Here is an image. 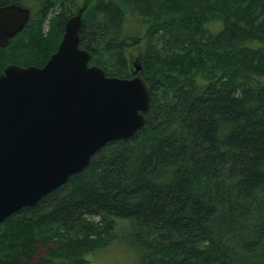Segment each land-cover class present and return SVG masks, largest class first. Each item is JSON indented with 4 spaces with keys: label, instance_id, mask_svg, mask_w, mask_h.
Returning a JSON list of instances; mask_svg holds the SVG:
<instances>
[{
    "label": "trees",
    "instance_id": "trees-1",
    "mask_svg": "<svg viewBox=\"0 0 264 264\" xmlns=\"http://www.w3.org/2000/svg\"><path fill=\"white\" fill-rule=\"evenodd\" d=\"M9 3L30 15L0 73L43 65L83 7L89 63L131 76L126 50L141 43L151 91L130 137L0 222V264H89L117 224L135 264H264V0Z\"/></svg>",
    "mask_w": 264,
    "mask_h": 264
},
{
    "label": "water",
    "instance_id": "water-1",
    "mask_svg": "<svg viewBox=\"0 0 264 264\" xmlns=\"http://www.w3.org/2000/svg\"><path fill=\"white\" fill-rule=\"evenodd\" d=\"M83 7L69 16L45 63L4 65L0 73V222L35 204L84 168L107 142L130 137L145 121L150 86L133 75H107L79 46ZM30 9L0 6V48L19 32ZM264 81V80H263Z\"/></svg>",
    "mask_w": 264,
    "mask_h": 264
},
{
    "label": "rangeland",
    "instance_id": "rangeland-1",
    "mask_svg": "<svg viewBox=\"0 0 264 264\" xmlns=\"http://www.w3.org/2000/svg\"><path fill=\"white\" fill-rule=\"evenodd\" d=\"M143 44H138L133 47H130L126 50V54L128 55V59L131 62L129 71L133 74V64L138 62L141 64V57L143 55ZM123 227V228H122ZM120 226L117 224L116 234L117 238L115 241H112L110 245L102 251H97V253L93 256V258L89 259V264H135L136 259V251L135 257L134 254L130 253V249H126L123 243H129L125 238L122 239V236L126 234V227ZM125 240V241H123ZM130 244V243H129ZM131 245V244H130ZM132 246V245H131Z\"/></svg>",
    "mask_w": 264,
    "mask_h": 264
}]
</instances>
